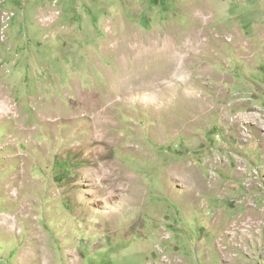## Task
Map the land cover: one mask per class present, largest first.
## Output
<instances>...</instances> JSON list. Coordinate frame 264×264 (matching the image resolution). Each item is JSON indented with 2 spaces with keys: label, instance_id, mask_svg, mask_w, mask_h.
Instances as JSON below:
<instances>
[{
  "label": "rangeland",
  "instance_id": "rangeland-1",
  "mask_svg": "<svg viewBox=\"0 0 264 264\" xmlns=\"http://www.w3.org/2000/svg\"><path fill=\"white\" fill-rule=\"evenodd\" d=\"M0 264H264V0H0Z\"/></svg>",
  "mask_w": 264,
  "mask_h": 264
}]
</instances>
